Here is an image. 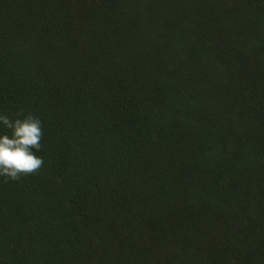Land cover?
I'll return each instance as SVG.
<instances>
[{
  "label": "trees",
  "instance_id": "trees-1",
  "mask_svg": "<svg viewBox=\"0 0 264 264\" xmlns=\"http://www.w3.org/2000/svg\"><path fill=\"white\" fill-rule=\"evenodd\" d=\"M21 109L0 264H264V0H0Z\"/></svg>",
  "mask_w": 264,
  "mask_h": 264
},
{
  "label": "clouds",
  "instance_id": "clouds-1",
  "mask_svg": "<svg viewBox=\"0 0 264 264\" xmlns=\"http://www.w3.org/2000/svg\"><path fill=\"white\" fill-rule=\"evenodd\" d=\"M0 124L10 130V134H0V177L7 182L37 174L44 165L36 154L42 147V120L33 113L25 115L21 109L11 117L0 113Z\"/></svg>",
  "mask_w": 264,
  "mask_h": 264
}]
</instances>
